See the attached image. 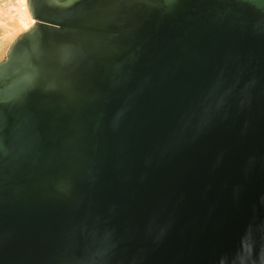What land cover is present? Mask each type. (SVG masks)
Here are the masks:
<instances>
[{"label":"water","instance_id":"obj_1","mask_svg":"<svg viewBox=\"0 0 264 264\" xmlns=\"http://www.w3.org/2000/svg\"><path fill=\"white\" fill-rule=\"evenodd\" d=\"M26 2L0 264H264V0Z\"/></svg>","mask_w":264,"mask_h":264},{"label":"bare ground","instance_id":"obj_2","mask_svg":"<svg viewBox=\"0 0 264 264\" xmlns=\"http://www.w3.org/2000/svg\"><path fill=\"white\" fill-rule=\"evenodd\" d=\"M26 0H17L15 6L5 8L0 5V56L23 32L34 25Z\"/></svg>","mask_w":264,"mask_h":264},{"label":"rangeland","instance_id":"obj_3","mask_svg":"<svg viewBox=\"0 0 264 264\" xmlns=\"http://www.w3.org/2000/svg\"><path fill=\"white\" fill-rule=\"evenodd\" d=\"M17 0H0V5H2L5 8L14 7ZM5 52L0 56V61H2L5 58Z\"/></svg>","mask_w":264,"mask_h":264}]
</instances>
